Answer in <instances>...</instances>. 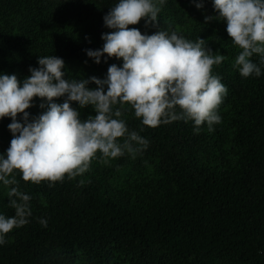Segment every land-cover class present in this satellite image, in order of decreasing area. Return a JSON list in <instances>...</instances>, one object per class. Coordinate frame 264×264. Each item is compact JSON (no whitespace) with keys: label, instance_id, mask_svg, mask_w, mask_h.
I'll return each instance as SVG.
<instances>
[{"label":"trees","instance_id":"trees-1","mask_svg":"<svg viewBox=\"0 0 264 264\" xmlns=\"http://www.w3.org/2000/svg\"><path fill=\"white\" fill-rule=\"evenodd\" d=\"M8 1L16 10L0 15V74L16 75L21 86L44 56L64 60L65 79H105L111 64L122 66L106 54L97 64L86 52L102 49V34L114 31L103 17L119 0ZM186 5L165 0L158 27L144 19L129 27L148 35L175 30L192 42L204 39L213 55L226 57L213 66L228 89L218 109L221 122L212 131L205 123L198 134L192 121L149 127L124 105L118 119L149 142L146 149L134 142L141 148L135 156L125 152L105 164L98 153L83 175L51 186L14 172L16 185L0 182V214L15 215L7 193L16 187L30 196L31 215L5 236L0 264H264V63L254 54L261 75L242 77L233 67L240 49L226 21L205 23L189 16ZM25 11L35 21L19 28L13 22ZM43 102L34 98L30 120L46 111ZM80 113L82 120L95 115L91 106ZM11 122L0 119V155L13 138Z\"/></svg>","mask_w":264,"mask_h":264},{"label":"clouds","instance_id":"clouds-1","mask_svg":"<svg viewBox=\"0 0 264 264\" xmlns=\"http://www.w3.org/2000/svg\"><path fill=\"white\" fill-rule=\"evenodd\" d=\"M164 2L119 0L103 17L105 26L114 31L103 33L102 49H87V56L97 64L105 54V59L123 61L122 66L111 64L105 79H65V62L54 55L39 57V67L29 68L31 75L22 86L16 75L0 74V119L11 118L8 128L13 137L6 153L0 155V182L4 186L18 183L14 172L25 182L46 181L51 186L65 177L71 180L83 175L98 153L107 164L125 152L135 156L141 148L133 147L134 142L146 149L149 142L118 119L124 105H130L149 127L192 121L198 134L205 123L212 131V126L221 122L218 109L228 89L213 74V66L226 57L213 55L204 39L192 42L175 30L148 35L129 27L141 19L146 26L158 27ZM193 2L197 9L204 6L203 0ZM213 7L218 15L205 16V23L226 21L228 36L240 49L233 67L242 77H259L261 68L251 58L258 55L264 63V0H213ZM90 81L97 87L90 88ZM36 97L45 101L39 106L46 111L30 120L27 109ZM61 97L62 103L55 102ZM73 102L79 108L73 107ZM115 105L121 107L114 111ZM89 106L95 115L82 120L80 109ZM7 195L15 215L0 214V244L14 228L27 224L31 215L29 195L16 187ZM41 223L47 226L46 220Z\"/></svg>","mask_w":264,"mask_h":264},{"label":"rangeland","instance_id":"rangeland-1","mask_svg":"<svg viewBox=\"0 0 264 264\" xmlns=\"http://www.w3.org/2000/svg\"><path fill=\"white\" fill-rule=\"evenodd\" d=\"M43 1V0H42ZM59 2L62 1H68V0H56ZM187 2L186 9L189 12V16L193 17H202L205 18V16H216L218 13L215 11L213 7V0H203V8L197 9L195 6V2L193 0H185ZM196 2H199V0H196ZM45 7V6H44ZM51 10V8H47ZM16 6L13 5L8 0H0V15H4L6 11H15ZM29 11L20 12L16 15V18L13 23H15L19 28H25L30 25H32L35 21V17H31L28 15ZM227 25V24H226Z\"/></svg>","mask_w":264,"mask_h":264}]
</instances>
